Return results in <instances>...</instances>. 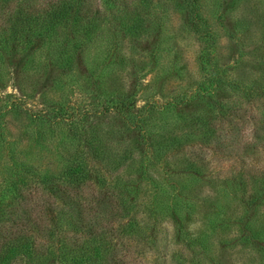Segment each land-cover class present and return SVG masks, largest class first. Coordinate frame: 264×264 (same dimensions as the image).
<instances>
[{"label":"rangeland","instance_id":"obj_1","mask_svg":"<svg viewBox=\"0 0 264 264\" xmlns=\"http://www.w3.org/2000/svg\"><path fill=\"white\" fill-rule=\"evenodd\" d=\"M152 3L156 7L155 17L143 19L144 29L138 34L122 33L111 58L93 60L92 77L77 55L71 59L72 77L62 74L59 67H52L46 44L36 46L18 74L11 63L4 62L0 70V196L3 198L0 214L12 203L23 205L25 196L33 190H27L28 185L36 183L26 168L16 164L18 160L56 170L60 158L53 147L65 138L86 132L106 150L103 160L93 156L95 151H89L90 163L101 169L96 172L100 175L107 172L108 178L123 176L128 189L137 197L129 204L135 210L134 219L143 227L158 225L154 246L157 250L153 253L160 264H264V235L261 239L242 237L248 221H258L264 216V151L256 152L261 157L253 160L252 153L256 150L250 149L251 153L244 155L240 143L233 150L228 140L223 144L208 140L185 153L158 159L152 140L149 144L152 146L147 147L150 139L144 138L142 142L141 129H136L139 121L147 123L157 137L160 130L157 125L167 110L166 102L179 106L172 112L170 121L176 120L180 113L193 119L213 120L217 114L214 105L219 102L248 108L243 90L226 84L235 81L248 85L264 78V64L260 65L259 58L252 55L256 44L261 46L257 56L259 51L264 53L262 2L241 0L234 9L226 11L216 24L215 44L188 26L179 0H152ZM208 4L213 5L208 2L204 7L206 12ZM3 15L0 9V23L5 21ZM246 18L250 19L247 33L242 31L234 38L229 37L228 30L234 31L236 23ZM49 70L51 76L63 82L59 85L48 82V88L43 91L42 83ZM216 73L224 83L211 81ZM202 93L205 97H200ZM117 96L127 97L130 113L116 106L109 107L110 111L102 107L106 98ZM114 101L110 105H115ZM117 108L124 117L119 116ZM252 108L251 113L262 120L259 104ZM88 111L91 114L82 130L78 122L82 115H78ZM34 115L50 120L41 122ZM69 117L76 119V123L70 122ZM245 130L251 133L249 125ZM224 131H228L226 137L232 141L233 132L228 128ZM247 132L243 131L245 137ZM259 132L264 134V128ZM37 138L43 143L42 148ZM77 143L84 150V142ZM44 145L50 150H44ZM59 148L62 153L68 151L61 145ZM119 160L122 164L114 170L111 163L117 165ZM85 181L82 191L100 189L94 172ZM158 181L164 182L162 186ZM169 185L173 186L172 195L176 190L185 191L190 204L187 213L180 214L177 208L174 211L164 205L167 199L170 205L175 204L163 193ZM19 189L24 197L14 198ZM46 192L41 188L36 194L44 197ZM256 193L261 195L255 198ZM152 211H159L158 217Z\"/></svg>","mask_w":264,"mask_h":264},{"label":"trees","instance_id":"obj_2","mask_svg":"<svg viewBox=\"0 0 264 264\" xmlns=\"http://www.w3.org/2000/svg\"><path fill=\"white\" fill-rule=\"evenodd\" d=\"M240 1L179 0V7L184 12L188 26L215 44L218 19L223 18L226 11L234 9ZM208 2L213 5L211 7L208 4L206 12L204 7ZM261 2L260 8L264 13V0ZM0 3L5 20L0 23V70L7 60L17 74L24 69L36 46L46 44L52 67L57 66L62 74L72 77L74 72L71 59L77 55L86 70H89L88 76L92 77L93 60L106 61L111 58L118 49L122 33H140L144 29L143 19L153 18L157 13L156 7H152V0H1ZM220 21L225 25L224 19ZM249 24V18L240 19L234 31L228 30L229 37L234 38L242 31L246 34L250 29ZM260 47L256 44L252 55L259 58L258 63L261 65L264 64V53L259 51L257 56ZM61 80L51 76L49 70L42 83L45 84L43 91L48 88L46 83L59 85L63 82ZM211 81L224 83L219 73ZM226 85L243 90L248 108L219 102L214 105L217 114L213 120L193 119L180 113L176 120L170 121L174 116L172 112L179 106L176 104L174 107L166 102L167 110L157 125L160 128L157 137L154 136L156 131L149 129L147 123L145 125L139 121L140 124H137L136 129H141L142 142L144 138L150 139L146 145L151 147L149 144L152 140L158 159H169L185 153L197 143L205 144L208 140L222 144L228 140V146H233V150L240 143L244 155H249L250 149H253L256 151L252 153V159H259L261 156L257 153L261 149L264 151V134L260 135L259 132L264 128V78L248 85L235 81ZM200 97L205 95L202 93ZM126 98H106L102 107L110 111V108L116 106L120 111L130 113L131 104L127 103ZM113 100L116 101L115 105H110ZM256 104H259L258 112L263 115L260 121L251 113ZM120 111L117 113L124 117ZM90 114L89 111L79 113L78 116L82 115L78 120L82 130L86 128ZM70 115L75 117L74 114ZM34 116L41 122L50 120L42 115ZM69 120L76 123L74 118L69 117ZM232 125L235 128L231 130ZM247 125L251 133L245 130ZM225 128L233 132L232 141L231 137H226L228 131H224ZM243 131L247 132L246 137ZM152 135L156 142H153L154 138L151 139ZM79 140L84 142V150H80L77 143ZM37 141L42 148L43 143L38 138ZM234 143L235 146L232 145ZM59 145L67 149V153H62ZM44 146V150H50L47 145ZM53 149L60 158L57 171L50 166L42 168L38 163L35 165L26 160L16 162L26 168L36 183L28 185L27 190H33L25 196L23 205L12 203L0 214V264H160V259L153 253L157 250L154 246L158 225L143 227L134 219L135 210L129 204L137 197L130 192L123 176L108 178L107 172L101 175L96 172L101 169L93 167V162L90 163L89 151H95L93 156L103 160L106 150L100 148L94 136L86 132L81 136L75 134L72 139L65 138L58 142ZM43 156L40 154V158ZM117 163H111L114 170L122 164L121 161ZM93 172L100 189L92 186L91 191H82L80 188L86 185V178ZM163 183L157 182L160 186ZM41 188L47 190L44 197L36 194ZM172 188L169 185V189H164L163 193L167 198L171 197L175 204L170 205L167 199L164 205L168 208L171 206L174 211L177 208L180 214L183 211L187 213L190 208L188 196L183 190H176L172 195ZM22 193L19 189L13 197H24ZM260 195L256 193L255 198ZM152 212L157 214L156 217L160 213ZM251 221L244 227L242 237L246 240L261 239L264 235V216L258 221Z\"/></svg>","mask_w":264,"mask_h":264}]
</instances>
